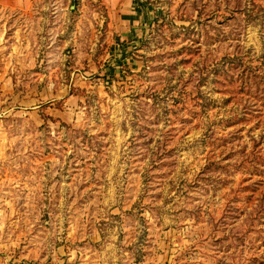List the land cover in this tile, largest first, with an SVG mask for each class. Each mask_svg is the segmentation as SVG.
I'll list each match as a JSON object with an SVG mask.
<instances>
[{"label": "rangeland", "instance_id": "rangeland-1", "mask_svg": "<svg viewBox=\"0 0 264 264\" xmlns=\"http://www.w3.org/2000/svg\"><path fill=\"white\" fill-rule=\"evenodd\" d=\"M143 1L0 0V264H264V0Z\"/></svg>", "mask_w": 264, "mask_h": 264}, {"label": "crops", "instance_id": "crops-1", "mask_svg": "<svg viewBox=\"0 0 264 264\" xmlns=\"http://www.w3.org/2000/svg\"><path fill=\"white\" fill-rule=\"evenodd\" d=\"M28 0H4L7 6H20ZM112 32L125 38V44L138 40L143 32L145 2L143 0H106ZM127 45V46H128Z\"/></svg>", "mask_w": 264, "mask_h": 264}, {"label": "trees", "instance_id": "trees-1", "mask_svg": "<svg viewBox=\"0 0 264 264\" xmlns=\"http://www.w3.org/2000/svg\"><path fill=\"white\" fill-rule=\"evenodd\" d=\"M235 59V58H234ZM231 61H232V63H231V67L234 65V63H233V60L231 59ZM231 79H233L232 77H231ZM235 80V79H234ZM244 83V82H243Z\"/></svg>", "mask_w": 264, "mask_h": 264}]
</instances>
